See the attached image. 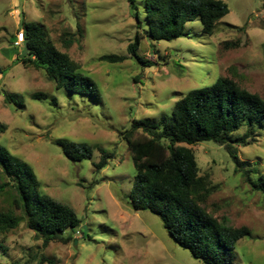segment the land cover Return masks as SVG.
Instances as JSON below:
<instances>
[{
    "label": "rangeland",
    "instance_id": "374dc122",
    "mask_svg": "<svg viewBox=\"0 0 264 264\" xmlns=\"http://www.w3.org/2000/svg\"><path fill=\"white\" fill-rule=\"evenodd\" d=\"M224 1L229 13L211 35L196 18L180 38L155 42L144 36L138 53L152 62L146 66L128 52L136 32L148 29L146 16L139 28L127 0H0V144L27 161L43 192L73 208L86 226L72 240L44 246L23 221L0 236V264H205L172 239L158 215L133 208L129 195L136 169L123 133L133 119L170 115L188 91L224 76L264 98V0ZM21 11L96 81L100 100L58 90L43 70L17 62L23 46L15 43L22 32ZM104 54L129 58L99 60ZM34 92L49 99L34 100ZM5 93L18 97L7 104ZM246 131L243 127L236 135ZM60 139L91 144L92 159H68ZM187 146L200 173L217 185L203 207L219 220L226 217L230 226L251 231L238 241L233 264H264V192L236 170L223 146L213 141ZM99 147L116 157L97 171ZM238 152L249 169L255 167L252 178L264 175V130ZM5 181L0 169V211L13 208L8 188L1 187Z\"/></svg>",
    "mask_w": 264,
    "mask_h": 264
},
{
    "label": "trees",
    "instance_id": "16d2710c",
    "mask_svg": "<svg viewBox=\"0 0 264 264\" xmlns=\"http://www.w3.org/2000/svg\"><path fill=\"white\" fill-rule=\"evenodd\" d=\"M134 11L138 27L129 54L146 66L152 62L138 53L140 41L147 36L151 41L180 38L189 21L200 18L203 30L211 35L216 25L229 13L224 0H127ZM264 3V2H263ZM20 26L24 42L17 62L30 64L45 72L56 89L100 100L101 91L96 81L80 69L79 64L61 51L45 29L37 22H27L20 12ZM25 44L28 53L22 58ZM71 42H68V46ZM126 55L104 54L99 60L122 63ZM0 69V74H2ZM18 97L5 93L7 104ZM34 100H47L44 92L31 94ZM53 106L55 97L50 98ZM247 127L242 135H236ZM264 130V98L243 88L231 77H220L213 84L188 91L178 100L171 114L158 120L133 119L123 136L127 141L136 169L130 202L135 210H148L158 215L172 239L189 250L193 257L205 264H233L237 243L250 235L247 226L232 227L226 217L219 220L203 207L217 189L209 174H201L196 155L191 147L203 141H213L230 154L236 170L242 172L254 189L264 192V175L252 178L255 167L239 157L238 146L247 145L254 133ZM63 154L74 162L91 160L94 147L87 142L58 140ZM100 159L95 170L105 168L116 157L115 151L99 147ZM0 169L6 181L13 208L0 211V236L16 229L26 221L30 230L43 239L44 246L52 241L67 242L73 234L83 232L82 220L76 211L41 189L34 168L0 144ZM256 172V169L255 171ZM19 211L20 215L15 211ZM70 231L67 236L66 232ZM0 240V248H1Z\"/></svg>",
    "mask_w": 264,
    "mask_h": 264
},
{
    "label": "built area",
    "instance_id": "2783aa9c",
    "mask_svg": "<svg viewBox=\"0 0 264 264\" xmlns=\"http://www.w3.org/2000/svg\"><path fill=\"white\" fill-rule=\"evenodd\" d=\"M23 42H24V33H23V31L18 35V38H17V40H16V45L17 46H20V45H22L23 44Z\"/></svg>",
    "mask_w": 264,
    "mask_h": 264
},
{
    "label": "water",
    "instance_id": "95a60500",
    "mask_svg": "<svg viewBox=\"0 0 264 264\" xmlns=\"http://www.w3.org/2000/svg\"><path fill=\"white\" fill-rule=\"evenodd\" d=\"M28 51H29V48H28V46L25 44V49H24V52H23V54L21 55V57L23 58L27 53H28ZM86 226H83L82 227V229H84ZM77 242V241H76Z\"/></svg>",
    "mask_w": 264,
    "mask_h": 264
}]
</instances>
